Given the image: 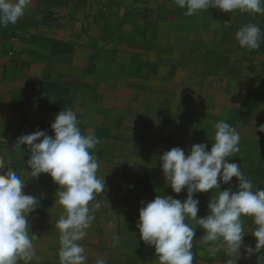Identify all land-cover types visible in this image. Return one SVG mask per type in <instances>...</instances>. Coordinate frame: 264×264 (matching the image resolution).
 Listing matches in <instances>:
<instances>
[{
    "label": "crops",
    "instance_id": "0c3cea01",
    "mask_svg": "<svg viewBox=\"0 0 264 264\" xmlns=\"http://www.w3.org/2000/svg\"><path fill=\"white\" fill-rule=\"evenodd\" d=\"M184 11L175 0H30L16 25L0 27V162L27 183L25 194L40 198L29 216L30 264H59L56 222L64 209L49 176L30 177L27 146L14 145L37 130L54 135L50 125L66 107L82 132L99 139L91 154L106 184L90 202L94 219L79 242L86 264H158L136 227L141 201L186 198V191H171L158 158L174 147L187 154L199 143L210 150L221 120L241 137L231 162L264 189V133L256 131L264 125V14ZM249 23L262 30L256 50L235 39ZM237 184L233 177L220 190ZM217 195L196 194L198 217ZM192 227L193 264H227L231 256L219 242L204 243L203 229ZM254 227L245 224L246 246H255ZM238 264H264V250Z\"/></svg>",
    "mask_w": 264,
    "mask_h": 264
},
{
    "label": "clouds",
    "instance_id": "9594fccd",
    "mask_svg": "<svg viewBox=\"0 0 264 264\" xmlns=\"http://www.w3.org/2000/svg\"><path fill=\"white\" fill-rule=\"evenodd\" d=\"M30 0H0V27L16 25L25 15ZM182 15L191 17L210 8L223 13L264 14V0H175ZM262 30L258 24L241 26L235 34L239 47L256 50L260 47ZM80 121L70 108L61 110L50 125L54 135L37 130L18 137L15 148L27 146L30 156L26 161L30 177L39 180L46 174L57 185L55 197L64 214L56 222L60 234L59 264H86L85 248L79 243L87 235L94 216L89 207L97 194L106 188L105 179L97 176L100 167L92 151L99 139L89 130L79 127ZM210 150L204 143L193 144L186 154L174 147L158 158L163 177L173 193L186 198L157 194L152 201H141L137 229L147 246L154 248L158 264H193L196 230L203 229L204 243L219 242L231 259L227 264H238L264 250V189L256 188L240 165L231 162L239 152L240 134L236 128L221 120L214 125ZM256 131L264 133V125ZM233 177L238 184L233 191L228 187ZM27 183L11 168L0 162V264H30L34 259L33 234L30 236L29 216L40 206V198L25 194ZM218 190L210 198L208 214L198 217V193ZM95 208L100 204L96 203ZM254 229L249 234L255 246H246L245 224ZM243 248V253L241 249ZM246 253L247 255H244ZM260 256H258V261ZM95 264H106L97 258Z\"/></svg>",
    "mask_w": 264,
    "mask_h": 264
}]
</instances>
